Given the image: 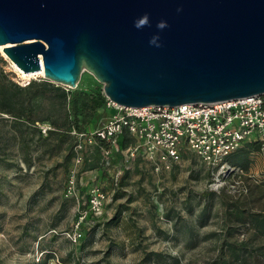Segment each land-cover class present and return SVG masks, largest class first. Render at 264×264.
Listing matches in <instances>:
<instances>
[{"label": "rangeland", "instance_id": "rangeland-1", "mask_svg": "<svg viewBox=\"0 0 264 264\" xmlns=\"http://www.w3.org/2000/svg\"><path fill=\"white\" fill-rule=\"evenodd\" d=\"M0 57V68L19 84L45 79L22 77L2 44ZM52 83L78 100L102 91L87 69L74 88ZM113 112L96 111L88 128ZM43 135L0 114V264H211L225 242L264 247V234L232 209L264 211V138L235 151L246 149V168L222 172L189 150L169 168L156 169L127 148L113 147L105 157L86 139L76 164L72 134ZM94 187L107 196L98 215L86 211Z\"/></svg>", "mask_w": 264, "mask_h": 264}, {"label": "water", "instance_id": "water-1", "mask_svg": "<svg viewBox=\"0 0 264 264\" xmlns=\"http://www.w3.org/2000/svg\"><path fill=\"white\" fill-rule=\"evenodd\" d=\"M0 44L50 82L74 88L87 69L125 107L264 93V0H0Z\"/></svg>", "mask_w": 264, "mask_h": 264}, {"label": "built area", "instance_id": "built-area-1", "mask_svg": "<svg viewBox=\"0 0 264 264\" xmlns=\"http://www.w3.org/2000/svg\"><path fill=\"white\" fill-rule=\"evenodd\" d=\"M106 108L114 109L112 115L95 129L75 132V162L83 161L82 140L88 144L96 138L105 140L110 148H103L105 157L111 148H117V139L128 133L134 138L127 146L130 155L142 154L156 169L169 168L179 162L182 151L189 150L211 170L233 169L225 160L227 155L244 142L264 138V93L242 96L210 103H185L177 106L144 105L122 106L107 98ZM40 132L46 135L50 126L39 124ZM82 139V140H81ZM73 173L67 178L66 192L71 193ZM107 196L100 188L89 192L86 208L98 215Z\"/></svg>", "mask_w": 264, "mask_h": 264}, {"label": "trees", "instance_id": "trees-1", "mask_svg": "<svg viewBox=\"0 0 264 264\" xmlns=\"http://www.w3.org/2000/svg\"><path fill=\"white\" fill-rule=\"evenodd\" d=\"M2 61L0 57V63ZM76 95V92H70L47 79H31L27 84H19L8 78L0 68V114H5L26 127H35L41 135L43 133L40 132L39 124L44 123L50 126L45 136L55 134L68 137L72 134L71 130L87 133L95 129H89L88 126L96 111L106 106L107 98L101 90L89 94L82 93L79 100L76 99ZM72 136L76 143V136L74 134ZM133 140L132 135L125 132L117 139V148H127ZM93 145L100 152L103 148H110L109 144L100 138H96ZM256 147L260 149V146ZM235 151L237 149L229 153L225 160L230 166L246 168V149L243 147L239 153ZM236 153L239 154V158L234 160L233 156ZM232 209L237 216L245 215L257 233L264 234V211H251L247 208L244 210L239 206ZM263 248L259 251V248L247 246V242H225L211 264H264Z\"/></svg>", "mask_w": 264, "mask_h": 264}, {"label": "clouds", "instance_id": "clouds-1", "mask_svg": "<svg viewBox=\"0 0 264 264\" xmlns=\"http://www.w3.org/2000/svg\"><path fill=\"white\" fill-rule=\"evenodd\" d=\"M150 23L149 21V16L147 13H144L143 15H141L139 18H137L135 21H134V26L139 29V28H142V27H145V26H148ZM157 28L158 29H164L166 26H167V23L166 21L164 20H160L157 22ZM150 44L152 45H155L157 47H159V37L158 35H153L151 38H150V41H149Z\"/></svg>", "mask_w": 264, "mask_h": 264}, {"label": "bare ground", "instance_id": "bare-ground-1", "mask_svg": "<svg viewBox=\"0 0 264 264\" xmlns=\"http://www.w3.org/2000/svg\"><path fill=\"white\" fill-rule=\"evenodd\" d=\"M8 45V44H7ZM2 46H4V45H2ZM11 61V60H10ZM12 62V61H11ZM13 64H14V66H15V68H17L18 69V71L20 72V74L22 75V77H28L29 78V76H32V75H37V74H40V75H42L43 74V70L41 69V70H38V71H34V72H29V73H25V72H23L20 68H18L17 67V65L14 63V62H12ZM27 79V78H26Z\"/></svg>", "mask_w": 264, "mask_h": 264}]
</instances>
